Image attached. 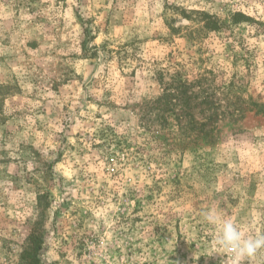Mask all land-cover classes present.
I'll use <instances>...</instances> for the list:
<instances>
[{
  "label": "rangeland",
  "instance_id": "rangeland-1",
  "mask_svg": "<svg viewBox=\"0 0 264 264\" xmlns=\"http://www.w3.org/2000/svg\"><path fill=\"white\" fill-rule=\"evenodd\" d=\"M224 219L264 233V0H0V264H231Z\"/></svg>",
  "mask_w": 264,
  "mask_h": 264
},
{
  "label": "clouds",
  "instance_id": "clouds-1",
  "mask_svg": "<svg viewBox=\"0 0 264 264\" xmlns=\"http://www.w3.org/2000/svg\"><path fill=\"white\" fill-rule=\"evenodd\" d=\"M208 223L215 225L217 215L214 212L204 213ZM219 249L232 253L231 264H242L245 259H251L264 249V233L245 237L241 228L231 219H224L222 230L215 240Z\"/></svg>",
  "mask_w": 264,
  "mask_h": 264
},
{
  "label": "trees",
  "instance_id": "trees-1",
  "mask_svg": "<svg viewBox=\"0 0 264 264\" xmlns=\"http://www.w3.org/2000/svg\"><path fill=\"white\" fill-rule=\"evenodd\" d=\"M42 235L37 229L28 236L27 245L20 254L17 264H40L38 253L41 249Z\"/></svg>",
  "mask_w": 264,
  "mask_h": 264
}]
</instances>
